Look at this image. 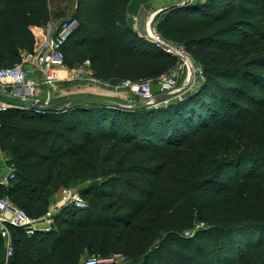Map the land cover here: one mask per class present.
<instances>
[{"label":"trees","instance_id":"trees-1","mask_svg":"<svg viewBox=\"0 0 264 264\" xmlns=\"http://www.w3.org/2000/svg\"><path fill=\"white\" fill-rule=\"evenodd\" d=\"M130 1L78 0L80 26L64 51L68 45L78 60L90 59L98 80L156 79L177 62L176 56L141 38L127 22ZM236 1L228 0L225 8L234 10ZM214 2L167 8L154 19L156 28L167 40L185 39L191 45L192 34L210 29L201 19L219 14L214 7L206 10ZM54 15L50 0H0V66L20 62L22 53L34 47L32 27L47 26ZM221 76L229 83L260 85L253 73L231 75L225 69ZM219 82L210 75L197 92L166 106L129 108L106 97L81 95L70 107L63 105L53 112L29 107L0 113V144L18 167L15 179L0 184V198L10 196L36 217L46 212L50 197L63 185L79 180L92 168L96 177L128 179L118 193L114 190L117 182L104 180L102 185L86 187L81 190L85 199L118 194L112 202L122 205L141 198L132 208L127 205L131 211L125 217L119 215L121 221L92 218L90 205L87 209L67 206L55 215L56 223L64 228L61 237L54 229L28 236L12 227L15 253L5 263L6 247L0 235V264H81L86 243L78 247L66 243L77 227L90 228L86 237L92 238L88 243L94 247L99 241L96 230L123 226L116 248L140 252L132 235L142 219L155 223L157 233L192 227L200 220L206 225L203 233L210 234L199 237L205 246L214 243L236 255L227 254L218 264H257L255 258L264 264V95L237 88L228 96L229 88ZM239 100L256 108L245 107ZM180 209L187 215L174 225L172 214ZM79 213L88 215L85 222L74 221ZM52 235L56 239L51 243ZM181 246L196 253L193 244ZM198 246L200 256H209ZM149 254L147 264H199L190 257L173 262L167 252Z\"/></svg>","mask_w":264,"mask_h":264},{"label":"rangeland","instance_id":"rangeland-1","mask_svg":"<svg viewBox=\"0 0 264 264\" xmlns=\"http://www.w3.org/2000/svg\"><path fill=\"white\" fill-rule=\"evenodd\" d=\"M198 1H205V0H198ZM217 3L214 6H209L210 8L206 7V10L213 11V9L220 10L219 14L216 15H206L204 18L201 19L203 23H205L206 27H210L207 32H200L197 34H192L189 39H191V45L187 43L185 39H171L167 40L162 37L165 41L171 44H181L184 45L186 49H188L191 60L196 66L198 73L196 75L188 76L187 74L183 76L180 80L176 88L174 89L175 92L181 94V97H187V95L197 92L202 85H204L207 80L208 76H214L216 81L219 82V86L222 85L224 88L228 87L229 90L225 91L226 95H231L237 88H243L246 91L250 92L254 96H263L264 95V0H237V5L235 6L234 10H229L225 8L227 5L228 0H214ZM177 2V1H176ZM78 0H50V7L52 9V13L56 15L53 16V19L47 23V26H39L44 29V33H49V24L51 25L56 24L58 25L61 21L71 18L77 17L79 18V12L77 11ZM174 6H178V3L168 5L163 10L167 8H171ZM218 6V7H217ZM162 10V11H163ZM57 13L59 15H57ZM60 13H63L60 15ZM156 18V17H155ZM46 26V27H45ZM196 42H202L201 44H195ZM155 43V42H153ZM66 67L69 68H81L83 66V60H78L77 57L73 56V51L67 45L66 50ZM19 63V62H17ZM15 63V64H17ZM229 70L231 75L236 73H253L255 77L259 78V86H253L252 84L246 82L240 83H229L227 82L222 73L224 70ZM92 74L88 72H83L84 75L79 76V78L72 80L71 82H67L68 85L72 83H87L91 87L97 84L104 88L105 92H112L113 94L123 93L127 89L122 86L123 80L132 77H120V78H113L108 80H98ZM165 73V72H164ZM163 74V73H162ZM143 78V77H141ZM144 78H150L145 77ZM152 78V77H151ZM96 80V81H94ZM221 83V84H220ZM156 84V83H155ZM157 86L155 85L154 88ZM217 87V85H216ZM127 97V100L124 99L123 104L129 108L136 107L137 105H147L144 103L145 100L138 99L130 93ZM81 95H93V94H77L75 100L72 102L76 103L81 99ZM184 97V98H185ZM237 97L234 95V98ZM43 99V97H41ZM108 98V97H106ZM121 97H113L109 98L111 100H115ZM178 99V101L183 100ZM35 98H27V99H20L18 104L22 107H17L15 109L18 110H26L27 108H23V105L28 106ZM44 100V99H43ZM55 100V99H53ZM116 101V100H115ZM122 99H119L121 102ZM175 100L170 99L167 101L162 102L161 104H157L155 107L158 106H166L170 103H173ZM51 102V101H50ZM112 102V101H111ZM239 104L244 105L245 107H249L251 109L256 108L249 102L245 100H239ZM222 108V104L220 105ZM147 107H150L147 105ZM27 111V110H26ZM222 111L226 113V109L222 108ZM227 115H229L227 113ZM23 126H28L29 128L42 130L43 128L31 127L33 126L30 123H20ZM32 133V132H31ZM56 137V136H55ZM71 139L76 138L75 136H69ZM63 140H60L62 143ZM36 149L38 148L36 143H30ZM0 147L3 146L0 144ZM43 149V148H42ZM141 156L145 154H140ZM3 156L5 160L6 167L9 166L15 172L17 171V165L13 161L12 154H8L6 151H3ZM148 156V154L146 155ZM161 159L154 160L153 163H159ZM83 169H86L83 167ZM9 170V168H8ZM93 170H87V175L82 176L79 180L76 181H68L65 185L62 186L59 191L54 193L50 197V201L47 205L46 212L52 209L54 206L60 204L63 195L64 189L68 190H77L80 191L86 187H91L93 184L102 185L104 180L108 181L109 183L117 182L119 187H116L114 190L115 192H120V185L126 181V177L123 176H106L102 175L96 177L93 175ZM141 183V182H138ZM198 183V182H197ZM201 183V182H200ZM147 186V184H143ZM128 192H125V196H128ZM104 197V199L95 198V196H87L86 200L88 202V207L90 205L89 214H91L92 218H101V219H111L114 221H121L119 215L125 217L124 215L127 211H131V208L137 204L141 198L136 199L133 204L126 202L122 205L120 203L112 202V199L118 200V194L115 196H108ZM111 201V202H110ZM114 203V205H113ZM127 205H130L131 208H128ZM156 209V206L153 207ZM71 209V208H70ZM160 209V206L157 207V211ZM153 210V209H152ZM69 211V210H68ZM45 212V213H46ZM61 210L57 213H60ZM45 213L38 215L36 217H41ZM153 214L155 212L153 210ZM187 213H183L180 209L178 212L174 211L172 214L174 225L178 221L181 216H186ZM88 215L83 213H79L77 216L74 217V221H83L87 219ZM151 214H149V217ZM119 217V218H118ZM128 218V217H127ZM143 221V222H142ZM149 220L142 219L141 222L137 223L138 226L136 234H133V238L136 239V242L139 246L140 252L134 250H122L121 248H116V239L119 234L123 231V226L112 230L111 228H102L101 230H96L95 235L99 239L96 243H94V247L90 246L88 242L90 240L86 237V233H88V227H77L75 230V234L71 237H68L66 243L73 244L75 246H79L83 242L86 243V246L83 250V258L96 255L100 258H109V257H119L122 259L125 257L124 261H121L118 264H147V261L150 259V254L153 253L154 255L158 251L167 252L170 257L173 259V262L178 259H186L190 257L195 262L197 261L199 264H218L223 260V257H226L228 254L232 258H236L234 252H229L227 249L220 248L217 244L211 243L208 245H204L202 243V239L199 237L203 236L202 238L210 235L208 232L203 233V229L206 228V225L197 220L194 223V226H188L183 228L182 230H165L164 232H155L157 229L155 227V223H149ZM170 227V226H169ZM53 229L56 235L60 237L63 235L64 228L59 223H56V216H54V225ZM176 229V228H174ZM51 231V230H49ZM53 231V232H54ZM41 232V231H40ZM48 232V231H42ZM200 233V235H199ZM129 235V231L127 232L126 236ZM150 237L151 241H146L145 238ZM56 237L54 235L50 236L49 241L52 243ZM131 239V237H130ZM181 241V242H180ZM182 243V244H180ZM189 245L193 244L196 248V253L190 250H187L181 245ZM202 245V249L206 254L209 256H200L201 249L198 246ZM122 247V246H121ZM109 248V249H107ZM200 251V252H199ZM255 253H252V255ZM7 258V257H6ZM152 260V259H151ZM172 262V263H173ZM255 262L257 264H263V261L259 260V258H255Z\"/></svg>","mask_w":264,"mask_h":264},{"label":"built area","instance_id":"built-area-1","mask_svg":"<svg viewBox=\"0 0 264 264\" xmlns=\"http://www.w3.org/2000/svg\"><path fill=\"white\" fill-rule=\"evenodd\" d=\"M193 3L194 0H188L186 3H181L178 6ZM79 26V19L71 17L61 21L55 28L52 27L48 34L44 33V31L40 35L35 33L33 49L23 52L19 63L12 66H0V113L22 107L18 104L20 99L35 98L32 102L43 100L40 97L43 86L51 89L48 92V97H52L58 81L57 73L59 69L64 68L66 65L65 45ZM131 27L141 38L147 41L155 43L156 41H163L168 43L169 48L162 49L177 57L176 64L156 79L143 77L123 80L122 86L128 89L133 96L142 100H151L158 93L174 92L179 80L183 76L187 74L191 77V75L198 73L188 49L184 45H174L165 41L158 32L154 20L145 31H140L136 23L131 25ZM27 66L32 67V69ZM33 71L38 72L39 78L33 76ZM85 71L92 74L90 59H86L83 62V66L77 69L76 76L79 78V76L84 75L83 72ZM155 85L157 86L156 88H154ZM29 105H23V108H29ZM15 177L16 172L9 167V170L5 174H0V184H9ZM67 206L87 209L88 202L80 191L64 189L61 205L54 206L41 217H33L24 208L17 205L10 196L1 197L0 235L5 242L7 259L15 253L12 227L23 229L28 236H33L39 231L52 230L54 216ZM124 260L125 257L122 259L116 256L100 258L92 255L84 257L81 264H118Z\"/></svg>","mask_w":264,"mask_h":264},{"label":"crops","instance_id":"crops-1","mask_svg":"<svg viewBox=\"0 0 264 264\" xmlns=\"http://www.w3.org/2000/svg\"><path fill=\"white\" fill-rule=\"evenodd\" d=\"M177 1V2H176ZM181 0H131L128 5V17L127 22L130 25L137 24L138 29L140 31H145L149 25H151L152 21L155 19V17L165 8L168 7V5L180 3ZM56 24H49V32L51 31V28H55ZM32 30L34 33L40 35L44 31L43 28L39 26L32 27ZM40 30V31H39ZM28 68L32 69V67L27 66ZM78 68H69L65 67L62 69H59L57 76L58 81L55 87V92L52 95V97H48V92L51 90L47 87L43 86L41 88L40 97H43L44 100L51 101L53 103H58L61 101L68 100L69 103H67L64 107H70L72 105V102L74 101L77 94H93L95 96L100 97H121L118 99H115L117 102H119V99H122L121 102L123 103L124 99L127 100V97L131 95L130 91L127 89L123 93L113 94L112 92H105L104 88L100 85H93L91 87L87 83H72L71 85H68L67 82H71L74 79H77L76 76ZM33 76L36 78H39V74L36 71H33ZM96 81V80H94ZM97 91V92H96ZM0 97H1V90H0ZM55 99V100H53ZM3 149L0 147V174L3 175L8 171L9 166L6 167L4 156H3ZM7 262V258H5V263Z\"/></svg>","mask_w":264,"mask_h":264},{"label":"water","instance_id":"water-1","mask_svg":"<svg viewBox=\"0 0 264 264\" xmlns=\"http://www.w3.org/2000/svg\"><path fill=\"white\" fill-rule=\"evenodd\" d=\"M188 0H183L180 3H178V5H180L181 3H186ZM198 0H194V3H196ZM156 44L164 49H168L169 48V44L163 41H156ZM185 97V96H184ZM184 97H181V94L178 92H165V93H158L156 95H154V97L151 100H145L144 103H146L148 106L150 107H155L157 104H161L164 101L170 100V99H174V100H178V99H182ZM67 103H69L68 100L66 101H61L58 103H53V102H48L45 100H36L34 102H32L29 107L31 109H35L38 111H43V112H53L56 111L57 109L61 108V106L66 105ZM118 104V103H116Z\"/></svg>","mask_w":264,"mask_h":264},{"label":"bare ground","instance_id":"bare-ground-1","mask_svg":"<svg viewBox=\"0 0 264 264\" xmlns=\"http://www.w3.org/2000/svg\"><path fill=\"white\" fill-rule=\"evenodd\" d=\"M97 92V91H96Z\"/></svg>","mask_w":264,"mask_h":264}]
</instances>
